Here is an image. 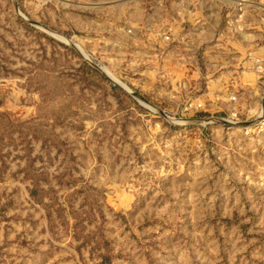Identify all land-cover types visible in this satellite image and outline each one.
Listing matches in <instances>:
<instances>
[{
	"label": "rangeland",
	"instance_id": "rangeland-1",
	"mask_svg": "<svg viewBox=\"0 0 264 264\" xmlns=\"http://www.w3.org/2000/svg\"><path fill=\"white\" fill-rule=\"evenodd\" d=\"M181 1L0 0V264L264 262V21Z\"/></svg>",
	"mask_w": 264,
	"mask_h": 264
},
{
	"label": "crops",
	"instance_id": "crops-1",
	"mask_svg": "<svg viewBox=\"0 0 264 264\" xmlns=\"http://www.w3.org/2000/svg\"><path fill=\"white\" fill-rule=\"evenodd\" d=\"M187 3H189L190 5H194V8L196 9V14H198V17L202 16L203 14L207 15V17H205V19L207 20H212L213 19L215 21H213L211 24L208 25V27H203V26H199L197 27V29H194V32L189 31L188 29H186L189 24H191L195 19H193L188 13L187 11L182 8L184 5H187ZM231 3V0H228V4ZM170 4V3H169ZM174 3L170 4V9L167 10L169 12V14H171L173 12H175V9L177 11L181 10V14L184 15L185 18V23L183 25H181L180 22H178V24L175 22L174 30L173 32L175 33V35L173 34V37H176L177 40L180 38L182 40V38H187L190 37L194 40H196L198 42V40H210L212 37L215 36V34L218 32V27L222 26L223 27V22H224V11H226V8H224V6L222 4H220V2L217 0H185L184 2L181 3H176V5H173ZM211 11V13L214 11V15L213 18L210 17V15H208V13ZM174 14V13H173ZM173 14H171L170 16H173ZM197 17V18H198ZM193 20V21H192ZM261 39V37L259 36V40ZM199 52V48L197 47V50H195V55L198 56ZM178 54H180V52H178ZM215 57V56H214ZM206 63L204 64V66H202L201 68L198 67L196 68L199 73L201 74H197V78L195 80L187 79V80H181V76H180V70L178 66L174 65L172 67V71H175L174 74H170L171 76V80H170V84H173V86L176 88L177 84H184L185 87H194L199 79V83H200V88H210L209 86V79L211 78V76H214L212 74V72L217 70V67L219 65L218 61L213 58V60H210L209 58H206ZM195 69V70H196ZM244 70V69H242ZM249 69H245V71H247ZM212 73V74H211ZM244 73V72H243ZM247 73V72H245ZM205 74V76L203 75ZM211 74V75H210ZM247 75H245L243 77V79H246ZM180 81V82H178ZM196 82V83H195ZM214 82V81H213ZM242 86H248V83H243ZM250 86V83H249ZM178 98V96L176 95L174 97V99L176 100ZM223 98V97H221ZM259 264H264V262L262 260H260Z\"/></svg>",
	"mask_w": 264,
	"mask_h": 264
},
{
	"label": "built area",
	"instance_id": "built-area-1",
	"mask_svg": "<svg viewBox=\"0 0 264 264\" xmlns=\"http://www.w3.org/2000/svg\"><path fill=\"white\" fill-rule=\"evenodd\" d=\"M220 2V4H222L224 6V8H226L225 11V29L229 30L230 32H238V31H242V28L244 26V22H245V14L248 11H258V21L263 23L264 21V4H259L262 2H255L252 0H231V3L228 4V0H218ZM183 2V1H181ZM258 5V6H257ZM191 6L189 3L186 5V9L187 12L189 13V15L195 19L196 23H199L200 19L197 18L196 15V9L194 8V5L191 6V8L189 7ZM255 11V12H257ZM179 16H183L180 13H178ZM210 14V13H208ZM260 23V24H261ZM166 35V34H165ZM168 38V37H166Z\"/></svg>",
	"mask_w": 264,
	"mask_h": 264
},
{
	"label": "bare ground",
	"instance_id": "bare-ground-1",
	"mask_svg": "<svg viewBox=\"0 0 264 264\" xmlns=\"http://www.w3.org/2000/svg\"><path fill=\"white\" fill-rule=\"evenodd\" d=\"M111 75V74H110ZM113 79V77H111ZM117 82V81H116ZM123 85V84H122ZM125 86V85H124ZM143 102V101H142ZM144 104V103H143ZM150 104V103H149ZM146 107H149L148 103L144 104ZM189 105V104H188ZM150 108V107H149ZM175 120V119H174Z\"/></svg>",
	"mask_w": 264,
	"mask_h": 264
},
{
	"label": "water",
	"instance_id": "water-1",
	"mask_svg": "<svg viewBox=\"0 0 264 264\" xmlns=\"http://www.w3.org/2000/svg\"><path fill=\"white\" fill-rule=\"evenodd\" d=\"M133 95L137 97V95H136V94H133Z\"/></svg>",
	"mask_w": 264,
	"mask_h": 264
}]
</instances>
